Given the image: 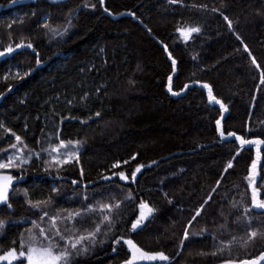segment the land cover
<instances>
[{"label": "trees", "instance_id": "1", "mask_svg": "<svg viewBox=\"0 0 264 264\" xmlns=\"http://www.w3.org/2000/svg\"><path fill=\"white\" fill-rule=\"evenodd\" d=\"M213 7L218 11H210ZM14 13L21 18L7 21ZM45 24L61 31L68 27L69 33L52 39ZM188 27L201 31L183 41L177 29ZM22 39L35 52L17 49L0 59V124L37 151L49 142L79 140L80 155L79 163L59 173L45 172L35 158L25 166L13 189L28 197L11 191L12 208L0 205L6 222L0 254L19 249L21 233L38 218L27 199L49 196L46 208L54 213L110 199L123 202L125 225L79 264H124L130 258L127 245L113 243L120 235L170 257L150 264H222L229 255L238 264L264 252V209L252 207L247 179L256 152L253 146L241 148L235 137H220L224 131L264 139V0H0V50ZM8 65L32 72L23 80L2 81ZM204 84L227 107L224 116L209 102ZM11 143L15 137L0 128V149ZM259 149L256 186L264 198V145ZM117 162L120 167L113 168ZM229 162L233 167L225 172ZM140 164L145 167L133 182L131 174ZM121 171L127 181L115 175ZM141 200L155 211L132 232L127 222L138 216ZM253 230L258 235L250 239ZM220 241H231V249L216 257L201 255L222 247Z\"/></svg>", "mask_w": 264, "mask_h": 264}, {"label": "snow or ice", "instance_id": "2", "mask_svg": "<svg viewBox=\"0 0 264 264\" xmlns=\"http://www.w3.org/2000/svg\"><path fill=\"white\" fill-rule=\"evenodd\" d=\"M16 0H13L15 3ZM101 4L103 0H100ZM169 3H177L178 0H168ZM196 5H193L195 7ZM202 10H209L207 5L200 6ZM106 12L107 8L104 9ZM212 12H217L218 9L213 7L210 9ZM129 15H134V13H129ZM224 19L228 21V26L231 28L232 22L228 19L227 16H224ZM69 26H71V21H69ZM11 28V25L8 26ZM44 27L49 29L52 34V39L57 37L63 39L69 33V28L65 27L62 31L57 28H50L49 25L45 24ZM177 31L180 35L187 41L191 38L193 33H199L201 29L199 27H188V28H178ZM11 34L9 35V40L11 41ZM239 39V37H238ZM17 49H32L35 52V48L31 42H25L23 39L19 43L9 42L7 47L3 50H0V58H5L8 55H11ZM165 51H167V46H165ZM245 51H248L245 46ZM251 55V53H249ZM36 65L41 64L39 59V53H36ZM171 58V54H169ZM253 64H256L255 58L252 60ZM257 67L260 65L257 64ZM172 68H176V60L172 59ZM32 69L25 70L23 72L17 71L13 79L23 80L26 76L30 75ZM11 75V73L9 74ZM9 75H5L3 79L6 81L9 79ZM169 82L171 83V77H169ZM264 83V80L261 81ZM204 88L208 89V94L210 99L214 100L216 104L220 105V108L225 112L228 111L227 107L219 100L216 99L212 94V89L208 84L203 85ZM11 91V88L8 89ZM169 91L172 92V95H179L178 92L172 91V88L169 87ZM56 100H59V97H55ZM69 104L72 101H68ZM97 117L101 114L99 112L95 113ZM39 118V117H37ZM223 119V117H222ZM62 122V121H61ZM87 121L82 120L81 123H86ZM217 129L221 128V121L217 120ZM0 128H4L5 132L10 133L15 137V143L9 144L8 148L0 149V152H8L6 156L0 155V205H6L9 209L12 208L10 201V192L13 191L14 182L18 179H23L22 173L25 171V166L29 165L33 159L39 160L44 167L45 172H51L55 170L59 173L60 169L65 165L71 164L73 161L79 163V146L81 142L79 140L73 141H64L60 140L58 145L53 146L51 142L48 144L42 145L40 150L37 151L32 149L27 145L20 135H17L11 129L5 128L4 125L0 124ZM220 137L222 139H228L230 137H235L241 148L246 145H255L257 147V160L260 159V145H264V139H247L243 136L236 135L235 132H228L227 136L224 131H220ZM71 146V147H69ZM47 158H45V155ZM239 155V152L237 153ZM132 159H136V156H133ZM126 163V162H125ZM156 163V161H153ZM151 165H148L150 167ZM113 168H119V162L112 165ZM145 165L140 164L136 167L135 171L131 174V180L135 182L136 174L141 172V169ZM233 164L229 162L224 169L225 172L228 169H231ZM15 169L17 172H20V176L10 174L7 170ZM256 169L257 162L254 160L251 164V170L247 177L249 187L251 188L252 198L251 205L256 209H264V198H260L261 194L257 190L256 186ZM81 177H83V169H81ZM118 175L120 180L127 181L128 176L125 175L123 171L115 173ZM111 176H103L104 180L111 179ZM73 184H76L77 181L73 180ZM219 181H217V186L219 187ZM87 188V185H85ZM55 191V189H54ZM215 191V189H214ZM24 195L28 197V193L25 192ZM167 197V193H165ZM84 199L87 200V194L85 193ZM129 199L131 197L129 196ZM212 197L209 196L208 200L205 201V204L211 200ZM52 197L49 196L44 200L33 201L31 198L27 199L28 205L40 212L38 219L31 220V228L26 229L27 239H25L24 234L20 235L19 249L12 247L3 254H0V264H15L16 261H20V264H79V258L89 255L91 252H94L98 246L105 244L110 238L111 234L117 232L118 226L123 227L125 225V220L123 213L120 211L122 206V201L110 199L107 202L100 201L96 204H85L80 209H61L58 208L55 210V214H50L46 207L50 204ZM171 202V201H169ZM45 206L42 208L41 206ZM139 215L130 223V229L132 232H135L138 228L142 226L144 221H147L148 218L153 214L155 209L150 206L149 203L141 200L139 202ZM201 210H197L193 220L196 217L201 215ZM249 209L245 207L244 212L247 213ZM63 225V227H61ZM6 226L5 220L0 219V230H3ZM191 225L189 224V227ZM258 235L257 231L253 230L248 233L250 239H254ZM190 233L187 228H185L183 233V240L186 241L189 239ZM215 240L216 237L213 236ZM123 241V244L127 245V248L130 252V258L127 259L124 264H143V262H155L169 261L170 257L164 252H149L142 249L137 243L134 242L132 238H126L123 235H120L118 238L114 239L113 243L120 244ZM249 241L246 240L242 247L246 246ZM16 242L13 241V244ZM222 247L217 248L216 250L211 251L210 253H201V255H211L213 257L222 254L225 249H231L232 242L229 241L225 244L223 241H220ZM183 247V242L181 244ZM115 251V248H113ZM260 261H264V252L260 254L257 259H240L238 264H259ZM222 264H237V260L233 259L230 255L228 257H222Z\"/></svg>", "mask_w": 264, "mask_h": 264}, {"label": "rangeland", "instance_id": "3", "mask_svg": "<svg viewBox=\"0 0 264 264\" xmlns=\"http://www.w3.org/2000/svg\"><path fill=\"white\" fill-rule=\"evenodd\" d=\"M47 1H49L50 3H58V2H61V1H64V0H47ZM21 18V16H20V14H17V13H14V14H12V17L11 18H9V19H7V21H9V22H12V21H16V20H18V19H20ZM194 34V33H193ZM192 34V35H193ZM182 39H183V41H185V39L182 37ZM17 71H21V72H23V71H25V69H23L22 67H20V66H18V65H8L7 67H6V71H5V73H4V76L5 75H9L10 73H11V75H9V79L8 80H6V81H9V80H17V79H13L12 78V76H14V74L17 72ZM3 76V77H4ZM2 81H5L3 78H2ZM202 88H204L203 86H202ZM205 89V91H206V93H207V97H208V100H209V102L211 103V104H213V105H218L219 107H220V105L219 104H216L215 103V101L214 100H212V99H210V97H209V94H208V89L207 88H204ZM2 97L3 96H0V100L2 99ZM222 111H223V116L225 115V111L222 109ZM248 146H253V148H254V151L256 152V157H257V147L255 146V145H248ZM69 147H71V146H69ZM259 148H260V146H259ZM9 153L8 152H0V155H3V156H6V155H8ZM256 162H257V166H258V163H259V159L257 160V158H256ZM10 174H14L15 172H17L15 169H11V170H7ZM256 176H257V169H256ZM20 179H18L17 181H19ZM255 180H256V177H255ZM17 181H15L14 182V184L17 182ZM12 194H14V195H16V196H21V195H24V193L21 191V190H19L18 189V191H12V193H11V195ZM42 208H44L43 206H41ZM46 210H47V208H46ZM50 214H52V215H54L55 213L54 212H52L51 210H47ZM36 213H37V216L39 217V215H40V212L39 211H37L36 210ZM139 215V214H138ZM150 218V217H149ZM38 219V218H37ZM145 222V221H144ZM143 222V223H144ZM142 223V224H143ZM32 227V225H29V228H31ZM61 227H63V225H61ZM27 231H25L24 232V237H25V239H27ZM129 251V250H128ZM131 255V254H130ZM19 261V260H18ZM18 261H16V262H18ZM15 262V263H16ZM155 262H162V261H155ZM155 262H143V264H150V263H155ZM5 264H7V262H4Z\"/></svg>", "mask_w": 264, "mask_h": 264}, {"label": "water", "instance_id": "4", "mask_svg": "<svg viewBox=\"0 0 264 264\" xmlns=\"http://www.w3.org/2000/svg\"><path fill=\"white\" fill-rule=\"evenodd\" d=\"M1 59V58H0Z\"/></svg>", "mask_w": 264, "mask_h": 264}]
</instances>
